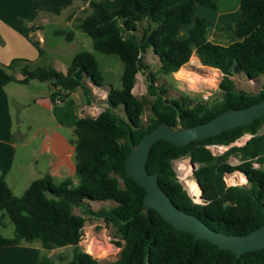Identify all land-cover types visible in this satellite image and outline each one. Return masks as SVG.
<instances>
[{
  "label": "trees",
  "instance_id": "16d2710c",
  "mask_svg": "<svg viewBox=\"0 0 264 264\" xmlns=\"http://www.w3.org/2000/svg\"><path fill=\"white\" fill-rule=\"evenodd\" d=\"M197 4L214 6L212 0H121L119 6L109 9L102 0H89L91 12L76 27L90 37L93 50L119 56L123 63L121 87L108 90L106 105L96 116L78 118L73 126L75 185L71 177L56 182L46 173L15 195L6 183V170H0V225L6 217L13 225L11 237L0 232V247L38 241L49 252L71 246V257L65 261L38 254L34 264H101L79 245L86 217H92L101 218L119 237L113 241L120 248L118 257L108 264H264V248L236 257L210 241L195 240L193 234L176 229L153 208L146 216L142 207L145 190L125 169L128 152L158 124L188 127L264 99V85L252 93L236 88L232 79L235 65L250 79L264 76V0H240L241 16L234 25L237 40L227 45L210 42L202 21L194 23L186 38L177 37L192 22ZM56 34L68 40L73 37L70 30H57ZM193 52L201 65L208 66L207 71L222 74L214 99L199 101L183 91L178 97H165L168 89L157 84L158 77L173 79V73L184 68ZM149 53L159 61L157 70L146 62ZM17 64L18 60L0 64V86L12 81L26 84L30 79L48 82L54 104L56 99L63 102L78 87L90 101V87L72 76L79 67H84L85 76H91L94 85H103L90 51L73 56L66 76L41 65L22 64L18 69L23 78L17 80L12 73ZM138 72L145 74L146 94L151 100L132 92ZM146 105L151 115L144 124ZM263 124L264 116L185 146L159 140L150 149L146 169L157 174L161 189L178 208L213 230L247 234L264 223V170L253 166L264 152ZM245 134L251 136L244 144L213 154L212 145L228 146ZM182 157L196 165L194 178L203 189L199 201L189 195L173 170L172 161ZM231 157L238 162L232 164ZM234 171L245 176V184H225L223 176ZM86 200H108L115 205L92 209ZM74 208L82 212L76 214Z\"/></svg>",
  "mask_w": 264,
  "mask_h": 264
},
{
  "label": "crops",
  "instance_id": "0c3cea01",
  "mask_svg": "<svg viewBox=\"0 0 264 264\" xmlns=\"http://www.w3.org/2000/svg\"><path fill=\"white\" fill-rule=\"evenodd\" d=\"M102 1L109 9L116 8L121 3V0ZM212 1L213 7L200 4L195 6L193 20L178 32L179 39L186 38L194 23L202 21L207 26L206 38L210 42L227 45L237 40L234 25L241 16L240 0ZM88 2L89 0H0V64L7 66L11 61L18 60L16 69L12 71L17 80L23 78L18 69L22 64H29L30 67L41 65L66 76L71 61L64 64L59 60H48V53L54 49L59 50L60 44H50L47 33L64 36L56 34V31L78 29L76 26L91 12ZM65 40L72 44L74 32L71 40ZM45 57V62L49 64L43 65L41 62ZM176 79L180 78L176 76ZM85 80L90 87L89 102L78 87L69 92L63 102L54 104L50 98V87L47 90L41 89L43 82L36 79H30L26 84L12 81L0 86V170H6L5 180L10 189L24 192L32 180L46 173L55 178L64 176L65 173L72 176L75 172L72 160L73 140L72 145L68 146L66 139L58 131L46 130L41 136L36 131L28 140L20 131L17 135L12 132V102L21 108L42 106L49 111L53 110L59 126L60 123L73 126L78 118L96 116L100 112H94L95 100L98 99L96 94L106 83L96 86L88 77ZM107 85L109 90L112 86ZM38 137L39 149L30 148L31 142ZM259 159L263 161L258 162ZM254 161L264 170V152ZM33 247L29 243L0 247V264H34L39 246Z\"/></svg>",
  "mask_w": 264,
  "mask_h": 264
},
{
  "label": "rangeland",
  "instance_id": "374dc122",
  "mask_svg": "<svg viewBox=\"0 0 264 264\" xmlns=\"http://www.w3.org/2000/svg\"><path fill=\"white\" fill-rule=\"evenodd\" d=\"M51 31V28H49ZM70 31L74 32V41L72 44H69L64 36H57L53 35L52 32L47 33V40H50L51 43L54 44H60L59 50H51L48 55V60H51L52 62H55L56 60H59L61 63L68 64L71 61L72 56L80 51H90L95 56L96 61L98 63V68L101 72V75L103 77V82L106 83L103 85L100 90H98V93L96 96L98 97L97 100H95V107L94 110L95 113L101 111L105 105H106V92L108 91V85H111L115 88L121 87V74L123 69V63L120 60L119 56L116 54H105L98 51L93 50L91 39L88 35L83 33L81 30L76 28H70ZM198 57L192 53L189 61L186 63H191L195 66H197L202 74L206 75H213L217 74L219 75V81H220V74L218 72H209L206 70V66L201 65V62L199 61ZM46 57L42 60L41 64H49V62H45ZM199 61V62H198ZM146 62L149 63L152 70H157L159 67V61L157 57L153 53H149L146 58ZM185 64V65H186ZM200 66V67H199ZM186 67V66H185ZM184 67V68H185ZM217 70V69H215ZM221 73V72H220ZM198 77V76H197ZM87 79V77L84 74L83 80ZM232 79L234 81V85L238 89H242L247 92L256 93L260 90L262 85H264V76L261 75L257 78H248L243 73L239 72L238 74H233ZM86 81V80H85ZM216 86L207 87L206 85H199L198 82H196V85H199L196 88H191L189 85L188 80H182V79H176V75L173 74V79L166 78L164 79L163 76H159L157 80V84L163 83L168 91L165 94V97L167 98H175L180 95V91L186 92L189 94L192 98H195L199 101L202 99V94L205 91H210L211 95L207 100V102H210L214 99L215 95L218 92V83ZM146 77L143 72H138L136 75L135 84L133 87V94L136 97H147L148 100H151V97H149L146 94ZM107 85V86H106ZM41 89L47 90L49 88V85L46 82H43ZM100 94V95H99ZM95 96V97H96ZM25 99V98H24ZM31 101V100H28ZM32 103V102H30ZM120 115H123L122 110L117 111ZM56 113L52 110L49 111L48 109L42 107V106H34L31 108H21L17 103L11 104V123H12V132L17 135V133L20 131L24 134L26 137L25 139L28 140L32 137L33 133L38 131L39 136L43 135L46 130L49 132L52 131H58L60 132V135L63 136L66 139V144L68 146L72 145V140L74 139L73 136V126H68L65 123L58 125V120L54 116ZM151 115V112L148 108V105H146L144 114L142 116L143 123L146 124L149 116ZM262 132H264V124L261 126L260 129ZM14 137H16L14 135ZM249 137V134H245L242 137H240L238 140L235 141V144L242 145L245 140ZM39 137L35 140H33L30 144V148H36L39 149ZM61 145V144H60ZM211 150L213 154L218 155V153L225 149L226 146L223 145H212ZM72 160L74 162V156L72 157ZM263 161V159H259L258 162ZM230 162L232 164H236L238 162L237 158L231 157ZM196 165H192L188 157H182L178 158L172 161V167L176 174V177L179 179V181L182 183L186 191L189 193L190 196L195 198V201H199V191L196 194H191L190 191L187 188V182L194 180V167ZM238 172V171H234ZM232 172V173H234ZM231 174V173H229ZM229 174H226L223 176V180L226 185L231 184H245L246 179L244 178L235 179L233 182L228 181L227 176ZM64 176L55 177L54 181L59 182L65 177H71V179L74 181V185L77 182V178L75 176V172L70 176L68 173L63 174ZM12 186V184H10ZM12 192L15 195H21L23 192L15 190V188L11 189ZM85 204L90 206L92 209H99L101 207H110L112 205H115L113 201H91L86 200ZM80 208H74V213L78 214L81 213ZM3 213V211L0 210V216ZM0 225V232L5 237H11L13 235V225L8 219V217L4 218ZM82 235L83 240L81 236V242L79 243L82 250L85 252H88L91 254L94 258H96L101 264H108L112 261H114L118 257V253L120 251V248L117 247L113 241L119 240V237L115 235L113 229L111 227H107L106 224L103 222L101 218H92V217H86V222L84 224V227L82 229ZM109 238L106 240V238ZM98 244V248H106L108 250L107 254L104 257H100L98 254V250L96 249L95 245ZM29 246L37 247L39 246V249H37L39 252L38 254H46L50 256L52 259H54L56 262L65 261L71 257V246H65V247H59L55 248L49 252H47L45 249H43L38 241L32 242V244H29ZM33 247V248H34Z\"/></svg>",
  "mask_w": 264,
  "mask_h": 264
},
{
  "label": "water",
  "instance_id": "95a60500",
  "mask_svg": "<svg viewBox=\"0 0 264 264\" xmlns=\"http://www.w3.org/2000/svg\"><path fill=\"white\" fill-rule=\"evenodd\" d=\"M84 70V67H79L73 72L72 76L75 79H83ZM239 72V66L235 65L233 67V74H238ZM89 79H91V76H89ZM262 116H264V99L242 108L226 110L212 119L196 125L173 127L163 122L146 132L128 152L124 160L127 174L135 179L145 190L142 203L145 215L148 216L149 209L153 208L166 222L176 229L193 234L195 240L204 239L210 241L221 249L233 252L236 257L247 251L264 248V223L244 235L226 234L213 230L194 214L187 213L178 208L161 189L157 174L149 173L146 169L150 149L159 140H166L175 146H185L191 141L251 124L255 119ZM232 145L237 144L234 142L226 146L218 154ZM191 164L194 166L193 163ZM195 169L196 166L194 167ZM230 185H241V183H230Z\"/></svg>",
  "mask_w": 264,
  "mask_h": 264
},
{
  "label": "bare ground",
  "instance_id": "6f19581e",
  "mask_svg": "<svg viewBox=\"0 0 264 264\" xmlns=\"http://www.w3.org/2000/svg\"><path fill=\"white\" fill-rule=\"evenodd\" d=\"M185 66H184L185 67L184 70H180L174 74H176V76L182 80H188L191 88H196L199 85H206L207 87L216 86L217 82L219 81V75L217 74H213V75H206L204 73L202 74L200 69L191 63H188ZM196 82H198L199 85H196ZM227 178L229 181L232 182L235 179L244 178V176L241 172L238 171V172L229 174ZM187 188L191 194H196L198 193V191H199V194L200 192H202V189L200 188L198 181L196 179L195 181L194 180L188 181ZM107 239L109 238L107 237L106 240ZM97 246L98 244L95 245L96 249L98 250L97 255H99L100 257H104L107 254L108 250L104 247L98 248Z\"/></svg>",
  "mask_w": 264,
  "mask_h": 264
},
{
  "label": "built area",
  "instance_id": "2783aa9c",
  "mask_svg": "<svg viewBox=\"0 0 264 264\" xmlns=\"http://www.w3.org/2000/svg\"><path fill=\"white\" fill-rule=\"evenodd\" d=\"M211 95V92L210 91H205L203 94H202V99L203 100H207L209 98V96ZM56 102L59 103V99H56ZM253 166L254 167H258V163L253 161Z\"/></svg>",
  "mask_w": 264,
  "mask_h": 264
}]
</instances>
